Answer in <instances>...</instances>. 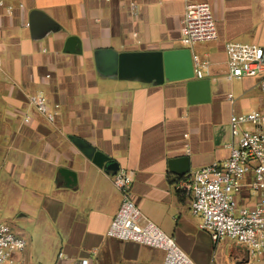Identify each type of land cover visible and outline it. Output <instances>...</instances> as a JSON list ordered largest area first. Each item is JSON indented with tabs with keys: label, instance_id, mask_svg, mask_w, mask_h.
Returning <instances> with one entry per match:
<instances>
[{
	"label": "crops",
	"instance_id": "0c3cea01",
	"mask_svg": "<svg viewBox=\"0 0 264 264\" xmlns=\"http://www.w3.org/2000/svg\"><path fill=\"white\" fill-rule=\"evenodd\" d=\"M196 1L210 4L218 37L188 47L181 41L184 0H4L0 223L27 240L16 258L26 264H162V249L107 235L121 203L113 184L118 170L132 174L131 195L143 216L195 264L247 258L243 245L227 250L226 239L212 240L178 183L229 156L232 115L264 110V71L231 77L225 51L228 42L264 41V0ZM33 10L56 25L33 35ZM70 36L80 40L76 52L65 50ZM98 49H189L191 62L197 54L209 64L201 79L194 71L190 76L179 59L167 62L162 81L108 75L96 66ZM198 80H208V89L191 83ZM36 93L46 96L51 109L58 105L55 121L30 103ZM72 136L108 156L117 169L94 162ZM179 158L186 163H172ZM257 198L245 188L238 204L249 206ZM256 264H264V254Z\"/></svg>",
	"mask_w": 264,
	"mask_h": 264
},
{
	"label": "built area",
	"instance_id": "2783aa9c",
	"mask_svg": "<svg viewBox=\"0 0 264 264\" xmlns=\"http://www.w3.org/2000/svg\"><path fill=\"white\" fill-rule=\"evenodd\" d=\"M184 2L182 43L192 47L217 39L210 4L196 0ZM0 6H4V0H0ZM225 51L231 77L257 76L264 71V41L261 44L228 42ZM192 62L196 77L203 78L208 60L193 54ZM261 86L264 88V82ZM228 98L232 99L233 95L230 93ZM29 101L50 121L56 120L58 105L51 109L46 96L32 94ZM24 121L29 122L30 117L26 115ZM230 130L229 156L185 176L179 181L178 189L190 196L192 213L200 217L201 228L214 242L231 239L246 248L247 258L229 264H256L264 254V110L232 115ZM250 174L252 178L248 180ZM113 184L121 194V203L107 230L109 237L162 249V264H195L172 236L143 216L131 195L133 176L130 172H115ZM245 188L258 198L252 205L240 206L238 196ZM26 245L23 236L7 223H0V264H26L15 257ZM81 264H89L88 259H83Z\"/></svg>",
	"mask_w": 264,
	"mask_h": 264
},
{
	"label": "water",
	"instance_id": "95a60500",
	"mask_svg": "<svg viewBox=\"0 0 264 264\" xmlns=\"http://www.w3.org/2000/svg\"><path fill=\"white\" fill-rule=\"evenodd\" d=\"M30 29L33 35H36L42 28L55 26L56 24L48 18L42 11L33 10L30 14L29 21ZM81 47L78 37L70 36L65 45V50L76 52L77 48ZM170 59L181 60L182 67L188 70L191 74L193 65L191 62L189 49L173 50V51H142V52H122L117 53L111 49H98L95 51V62L97 68L104 74L119 76L139 75L147 80L156 79L162 81L165 73V66ZM192 84H198L209 87L208 80L192 81ZM71 139L83 150L93 156L94 162L99 165L106 164V168L117 169L114 161L104 155L100 151H96L80 138L72 136ZM172 163H186L185 158L176 159ZM183 167H179V172H185Z\"/></svg>",
	"mask_w": 264,
	"mask_h": 264
},
{
	"label": "rangeland",
	"instance_id": "374dc122",
	"mask_svg": "<svg viewBox=\"0 0 264 264\" xmlns=\"http://www.w3.org/2000/svg\"><path fill=\"white\" fill-rule=\"evenodd\" d=\"M227 241L225 242V244H223L227 250H229L230 247H232L234 250L238 249L237 243L235 240H231V239H226ZM237 243V244H236ZM241 245V244H239Z\"/></svg>",
	"mask_w": 264,
	"mask_h": 264
}]
</instances>
